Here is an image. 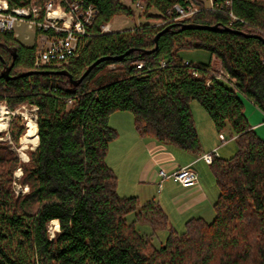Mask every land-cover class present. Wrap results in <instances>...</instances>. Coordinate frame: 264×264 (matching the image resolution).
Wrapping results in <instances>:
<instances>
[{
	"label": "trees",
	"instance_id": "obj_1",
	"mask_svg": "<svg viewBox=\"0 0 264 264\" xmlns=\"http://www.w3.org/2000/svg\"><path fill=\"white\" fill-rule=\"evenodd\" d=\"M8 1L20 6L34 0ZM84 1L96 7V20L81 56L62 68L35 67L34 47L0 31V101L11 109L36 105L39 137L27 163L0 140V264H264V140L242 100L264 112V0H232L221 10L200 4V11L180 20L172 14L176 0H133L157 9L147 16L161 23L110 33H101L100 25L133 17V8L122 0ZM192 48L219 59L228 80L215 77L211 61L180 57L181 49ZM101 57L109 59L78 85L71 83L70 75L79 79ZM8 66L15 78L1 76ZM30 71L36 72L21 75ZM194 101L219 133L230 128L238 150L210 164L219 188L213 220L194 217L178 231L156 200L119 194L118 176L107 162L119 132L109 119L129 111L141 135L201 153ZM24 131L18 125L10 137L18 144ZM20 164L19 182L28 191L17 194ZM163 229L168 236L157 246L153 237Z\"/></svg>",
	"mask_w": 264,
	"mask_h": 264
},
{
	"label": "crops",
	"instance_id": "obj_2",
	"mask_svg": "<svg viewBox=\"0 0 264 264\" xmlns=\"http://www.w3.org/2000/svg\"><path fill=\"white\" fill-rule=\"evenodd\" d=\"M211 62L215 68L221 67V61L215 56L211 57ZM242 100L250 124L264 140V112L249 99L242 96ZM192 110L202 144L201 153L185 151L141 135L135 128L132 114H116L119 112L116 111L110 117V121L116 117L113 127L119 132L118 137L110 143L108 152V156L112 155L109 165L118 176L119 194L137 196L142 203L156 200L167 214L172 227L173 214L182 217L184 224L194 217L209 221L208 216L213 218L214 204L219 195L211 166L200 156L215 148L219 151L225 141L220 139L221 133L218 135L220 143H216L215 138L207 140V136H215V125L206 122L205 117V124L201 127L196 116V111L200 112V109L195 102L192 103ZM203 130L208 133L206 137L201 136ZM186 165H190L198 174L199 181L194 186L184 187L174 177L160 174L162 170L171 174Z\"/></svg>",
	"mask_w": 264,
	"mask_h": 264
},
{
	"label": "built area",
	"instance_id": "obj_3",
	"mask_svg": "<svg viewBox=\"0 0 264 264\" xmlns=\"http://www.w3.org/2000/svg\"><path fill=\"white\" fill-rule=\"evenodd\" d=\"M207 6L205 2H209ZM210 9H229L232 0H176L172 14L175 19L189 18L201 10V5ZM137 7H142L140 2H136ZM97 9L93 4L84 0H47L38 3L34 0L20 6H11L8 0H0V31L10 32L23 45L34 47V66L37 68H62L77 58H79L85 48L86 37L93 27ZM231 16H236L231 12ZM26 26L32 29V34H27L26 38L31 39L30 44H25L18 38L15 32L16 27ZM101 33L113 31L112 21H107L100 25ZM141 65H139L140 67ZM215 77L224 81L228 76L222 68H215ZM1 107H5L3 115L6 117V126L0 132L7 129L12 115H20L19 110L11 111L5 101H0ZM36 105H32L31 112L34 113V122L37 124ZM38 125V124H37ZM221 133L220 138L226 141ZM220 157L217 148L210 152L201 154L200 158L206 163L212 164L214 159ZM163 177H174L182 186L190 187L198 183L199 177L196 171L186 165L167 174L164 170L160 172Z\"/></svg>",
	"mask_w": 264,
	"mask_h": 264
},
{
	"label": "rangeland",
	"instance_id": "obj_4",
	"mask_svg": "<svg viewBox=\"0 0 264 264\" xmlns=\"http://www.w3.org/2000/svg\"><path fill=\"white\" fill-rule=\"evenodd\" d=\"M123 3L131 6L135 12V15L133 17H128L125 15H120L119 17H115L114 20H112L113 23V31H118V30H124V29H133L135 28L137 25H141V24H146V23H150V24H160L161 20L159 19H149V17L147 16V14H156L158 13L157 9L155 8H150L147 9L145 3L141 2L142 7H137L136 6V2H133V0H122ZM205 4L208 6L210 4L209 2H205ZM181 18H179L178 20H180ZM15 32L18 33V38L24 42L25 44H30L31 43V39H27L26 36L27 34H32V29L27 28L26 26L22 25V26H18L16 27ZM179 55L182 59H184L185 61H193V62H203V63H207L211 61V57L212 54L205 49H200V48H192V49H181L179 51ZM114 65H111V68H113ZM110 68V67H108ZM221 68V67H219ZM196 106H198V108L200 109V112L196 111V116L198 117L199 123L202 127V125L205 124V122L203 120H205L206 122H211L210 124H213L210 116L208 115V113L205 111V109L203 108V106L198 102V101H194ZM31 108L32 105L30 104H22L19 105L18 107L11 109L9 107V109L11 111H15L16 109L19 110V113L22 112V114L18 115H12V120H10L7 129L1 131L0 133L3 134L2 137H0L1 141H7V144L9 146V148L11 150H13L15 152V154L20 158V161L22 163H27L30 159V152L33 151L35 148L33 146H35L37 144V142H33V141H28L26 140V136L29 130V122L34 120V113L31 112ZM121 112H124L123 114H127L129 116H131V113L129 111H119L116 114H120ZM112 115V114H111ZM114 116V115H113ZM204 116V117H203ZM111 117V116H110ZM116 117H113L110 121L109 119V123L110 125L113 127L114 119ZM35 121V120H34ZM24 126L25 127V131L22 134V136L20 137V142L17 144L11 137H10V132L11 130L16 127V126ZM214 126V125H213ZM214 131H215V136L210 137L207 136V132L205 130H203L201 136L202 137H206L207 136V140H211L212 138L216 139V143H220L219 140V132L217 131V129L214 127ZM225 137V139L227 138V141H225L222 146L221 149L219 150L220 153V157L223 158H228L231 157L233 155L236 154L237 150H238V145L236 140L231 137V130L230 128H226L223 133H222ZM221 139V138H220ZM218 140V141H217ZM182 152V151H181ZM27 156V157H26ZM108 156V155H107ZM111 157L112 155H109L107 157V162L108 164L111 162ZM14 184H15V189H16V193H20V192H26L28 191V186L27 185H22L19 180L22 176V168H21V164L20 166L17 168V170L14 173ZM218 188V187H217ZM218 193H219V188L217 189ZM176 214H173L172 217V223L174 225V227L178 230V231H183L185 224H184V220L182 219V217L180 216H174ZM188 215V214H187ZM215 216V211H213V218ZM188 217V216H187ZM190 217V216H189ZM135 218V214L131 213L127 216L128 221H132ZM213 218H211V216H208V220L211 221ZM57 222L52 221L50 224V231H51V237H54L55 232H57ZM137 228L142 231L143 233H150V226L148 224L145 223H139L137 225ZM168 230L167 229H163V230H159L158 233L153 237L154 243L159 246L161 242L165 241L167 236H168Z\"/></svg>",
	"mask_w": 264,
	"mask_h": 264
},
{
	"label": "water",
	"instance_id": "obj_5",
	"mask_svg": "<svg viewBox=\"0 0 264 264\" xmlns=\"http://www.w3.org/2000/svg\"><path fill=\"white\" fill-rule=\"evenodd\" d=\"M186 27L188 28H191L193 27L191 24H187L185 25ZM197 28H203V29H216L218 26L215 25V26H207V25H199V26H196ZM170 29V26H167L164 30H162L161 32H159L156 37H155V42H156V46H158V40H159V37L165 33L166 31H168ZM263 41H264V37H260ZM14 57H16V52H14ZM119 57H116V59H118ZM106 59H109V57H101L99 59H97L92 65H90L87 70L84 72V74L79 78V79H73L70 75V81L72 84L74 85H78L83 79L84 77L92 70L93 67H95L96 65H98L100 62L106 60ZM10 70H11V66H8L1 74L2 77H4L5 79H10V78H15L16 76L12 77L10 76ZM36 71H30V72H25L21 75H29V74H32ZM58 73H62V74H68V72L66 70H60L58 71Z\"/></svg>",
	"mask_w": 264,
	"mask_h": 264
},
{
	"label": "bare ground",
	"instance_id": "obj_6",
	"mask_svg": "<svg viewBox=\"0 0 264 264\" xmlns=\"http://www.w3.org/2000/svg\"><path fill=\"white\" fill-rule=\"evenodd\" d=\"M5 107H1L0 112V129L6 126V117L3 115L5 111ZM37 124L34 121L29 122V130L26 136V140L37 142L38 141V132H37ZM27 157V156H26ZM56 222V221H55Z\"/></svg>",
	"mask_w": 264,
	"mask_h": 264
}]
</instances>
